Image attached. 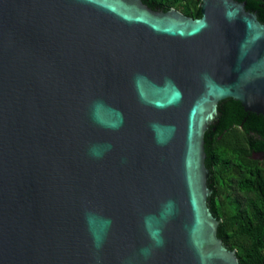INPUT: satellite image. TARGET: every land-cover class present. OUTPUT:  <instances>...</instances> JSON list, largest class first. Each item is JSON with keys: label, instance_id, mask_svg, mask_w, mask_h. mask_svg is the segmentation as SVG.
<instances>
[{"label": "water", "instance_id": "1", "mask_svg": "<svg viewBox=\"0 0 264 264\" xmlns=\"http://www.w3.org/2000/svg\"><path fill=\"white\" fill-rule=\"evenodd\" d=\"M143 0H0V264H243L205 135L264 115V22Z\"/></svg>", "mask_w": 264, "mask_h": 264}, {"label": "trees", "instance_id": "2", "mask_svg": "<svg viewBox=\"0 0 264 264\" xmlns=\"http://www.w3.org/2000/svg\"><path fill=\"white\" fill-rule=\"evenodd\" d=\"M246 1V8L264 22V0ZM149 2V1H148ZM163 10L176 7L200 17L201 0H154ZM152 7V3H149ZM219 119L205 135L206 164L215 178L208 204L222 221L218 235L237 249L243 264H264V115L247 111L239 100L226 98L219 104ZM214 127H217L214 130Z\"/></svg>", "mask_w": 264, "mask_h": 264}, {"label": "flooded vegetation", "instance_id": "3", "mask_svg": "<svg viewBox=\"0 0 264 264\" xmlns=\"http://www.w3.org/2000/svg\"><path fill=\"white\" fill-rule=\"evenodd\" d=\"M146 4H148L149 6H151L149 3H152V5H154L152 8L158 9V10H163L162 6L155 3L154 0H143ZM149 1V2H148ZM218 123V121H217ZM217 127H214V130H216ZM251 157L255 158V159H263L264 158V151L263 152H258V151H252L251 152ZM208 183L214 184L215 183V178L213 173L211 172V176L209 177V181Z\"/></svg>", "mask_w": 264, "mask_h": 264}]
</instances>
